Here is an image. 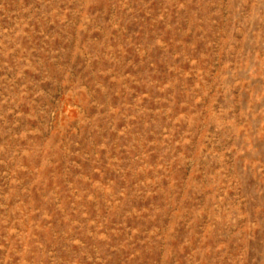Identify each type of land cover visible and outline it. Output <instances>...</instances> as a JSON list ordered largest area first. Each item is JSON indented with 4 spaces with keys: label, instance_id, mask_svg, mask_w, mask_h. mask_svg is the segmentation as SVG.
I'll use <instances>...</instances> for the list:
<instances>
[{
    "label": "rangeland",
    "instance_id": "rangeland-1",
    "mask_svg": "<svg viewBox=\"0 0 264 264\" xmlns=\"http://www.w3.org/2000/svg\"><path fill=\"white\" fill-rule=\"evenodd\" d=\"M0 264H264V0H0Z\"/></svg>",
    "mask_w": 264,
    "mask_h": 264
}]
</instances>
